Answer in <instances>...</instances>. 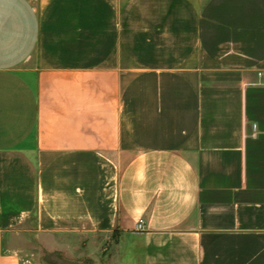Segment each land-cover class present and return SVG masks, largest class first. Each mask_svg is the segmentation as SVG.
Segmentation results:
<instances>
[{"label": "crops", "instance_id": "0c3cea01", "mask_svg": "<svg viewBox=\"0 0 264 264\" xmlns=\"http://www.w3.org/2000/svg\"><path fill=\"white\" fill-rule=\"evenodd\" d=\"M23 232L264 264V0H0V264Z\"/></svg>", "mask_w": 264, "mask_h": 264}, {"label": "rangeland", "instance_id": "374dc122", "mask_svg": "<svg viewBox=\"0 0 264 264\" xmlns=\"http://www.w3.org/2000/svg\"><path fill=\"white\" fill-rule=\"evenodd\" d=\"M30 225H32L30 223ZM21 229H24L23 227ZM15 246H20L22 249L20 253L23 255L24 264H59V258L63 260H73L77 256H81V253L89 252L82 248V243L77 242L78 248L75 245H70L66 249H49L46 248L41 242L40 239L33 232H23L17 234L15 238ZM56 240V239H54ZM88 241V239L84 240ZM61 245L62 243L57 240L55 243Z\"/></svg>", "mask_w": 264, "mask_h": 264}, {"label": "built area", "instance_id": "2783aa9c", "mask_svg": "<svg viewBox=\"0 0 264 264\" xmlns=\"http://www.w3.org/2000/svg\"><path fill=\"white\" fill-rule=\"evenodd\" d=\"M260 75H262V73H260ZM144 227H145V220L144 219H140L138 221L137 225H136V228L138 230H142V229H144Z\"/></svg>", "mask_w": 264, "mask_h": 264}]
</instances>
